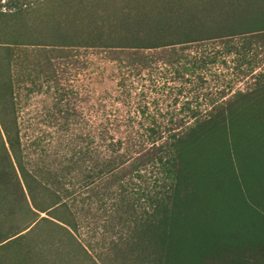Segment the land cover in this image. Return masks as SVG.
Returning <instances> with one entry per match:
<instances>
[{
	"label": "trees",
	"instance_id": "16d2710c",
	"mask_svg": "<svg viewBox=\"0 0 264 264\" xmlns=\"http://www.w3.org/2000/svg\"><path fill=\"white\" fill-rule=\"evenodd\" d=\"M12 2L0 264L46 261L44 224L95 264H264V0Z\"/></svg>",
	"mask_w": 264,
	"mask_h": 264
},
{
	"label": "rangeland",
	"instance_id": "374dc122",
	"mask_svg": "<svg viewBox=\"0 0 264 264\" xmlns=\"http://www.w3.org/2000/svg\"><path fill=\"white\" fill-rule=\"evenodd\" d=\"M3 1L5 0H0V5L3 4ZM13 5L16 7L20 8H30L33 6L37 5L38 0H12ZM43 4L39 5L37 11H44ZM4 7L0 6V11H2ZM6 10V9H5ZM36 31L43 30L42 28H35ZM261 67V66H260ZM220 69V70H219ZM238 68L233 67L232 63H227L226 67L222 66L221 68L219 67L218 69L215 68L212 74L207 76V84L211 86L212 84L215 85L216 82L218 83H225V81L230 80L231 84H233L235 87L238 88H243V81L246 78H240L238 80H234L232 78V74L237 71ZM262 69V68H261ZM261 69L257 68L256 71H260ZM37 97H43L41 95H36ZM49 98H47V101L49 102ZM42 105V102H38L37 99H33V101L28 104V106L23 107L20 112H19V120L22 122L24 120H31L33 117V111L37 108H39ZM29 109L28 111L31 110V112H28L25 114L27 111L26 109ZM66 235L60 230L57 229L50 224H44L40 227H38L33 235V240L32 243H40V241L44 242L43 248L41 249V252L44 253L45 258L47 259L46 261L40 262L38 264H95L90 258L86 257L81 251L75 252L73 248H71L70 245L66 243L65 240ZM50 240H61L63 246H61V249L56 250V252L48 246V241ZM66 252H69L73 257H67ZM93 254L91 253V256Z\"/></svg>",
	"mask_w": 264,
	"mask_h": 264
}]
</instances>
